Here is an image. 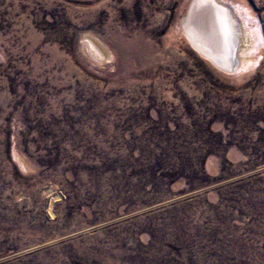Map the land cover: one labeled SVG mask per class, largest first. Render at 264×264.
Returning a JSON list of instances; mask_svg holds the SVG:
<instances>
[{"label":"rangeland","instance_id":"rangeland-1","mask_svg":"<svg viewBox=\"0 0 264 264\" xmlns=\"http://www.w3.org/2000/svg\"><path fill=\"white\" fill-rule=\"evenodd\" d=\"M191 1L0 0V264H264V0L232 74Z\"/></svg>","mask_w":264,"mask_h":264},{"label":"bare ground","instance_id":"bare-ground-1","mask_svg":"<svg viewBox=\"0 0 264 264\" xmlns=\"http://www.w3.org/2000/svg\"><path fill=\"white\" fill-rule=\"evenodd\" d=\"M191 3L181 26L192 48L211 64L215 63L218 70L223 69L220 71L232 74L245 70L253 60L251 53L258 42L248 15L224 0H193ZM256 33L264 42L263 31L256 30ZM87 47L91 55H98L92 43L88 42Z\"/></svg>","mask_w":264,"mask_h":264},{"label":"water","instance_id":"water-1","mask_svg":"<svg viewBox=\"0 0 264 264\" xmlns=\"http://www.w3.org/2000/svg\"><path fill=\"white\" fill-rule=\"evenodd\" d=\"M192 1H193V0H192ZM192 1H191V2H192ZM191 2H190V4H189V6H191V4H192ZM189 8H190V7H188V9H189ZM188 9H187L186 14L188 13ZM185 36H186V35H185ZM186 39H187V41L189 42V44H191L190 41H189V39H188L187 37H186ZM191 45H192V44H191ZM213 64L215 65V63H213ZM217 68H218V67H217ZM219 68H220V67H219ZM220 70H223V69L220 68Z\"/></svg>","mask_w":264,"mask_h":264}]
</instances>
